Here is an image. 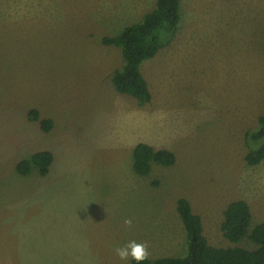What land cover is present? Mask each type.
Returning a JSON list of instances; mask_svg holds the SVG:
<instances>
[{
	"label": "rangeland",
	"instance_id": "374dc122",
	"mask_svg": "<svg viewBox=\"0 0 264 264\" xmlns=\"http://www.w3.org/2000/svg\"><path fill=\"white\" fill-rule=\"evenodd\" d=\"M155 1L0 0V264H132L114 252L132 240L151 259L184 255L179 197L209 244L256 248L220 226L235 199L251 207L249 230L264 219V159L244 160L264 114V0H180L171 42L141 64L151 99L139 104L113 88L121 51L100 37ZM139 142L175 163L136 173ZM45 149L46 175L16 170Z\"/></svg>",
	"mask_w": 264,
	"mask_h": 264
},
{
	"label": "trees",
	"instance_id": "16d2710c",
	"mask_svg": "<svg viewBox=\"0 0 264 264\" xmlns=\"http://www.w3.org/2000/svg\"><path fill=\"white\" fill-rule=\"evenodd\" d=\"M179 21L180 0H156L154 7L137 22L123 27L114 35L100 37L102 44L119 47L121 51L123 63L110 76V82L117 92L132 96L139 104L150 101L151 93L142 75L141 64L171 42ZM28 116L38 121L42 130L51 128L50 119L40 117L31 110ZM246 134L250 148L244 160L249 165L258 164L264 159V114L259 117L258 126ZM175 160L172 151L155 149L145 142L137 143L133 150V169L141 175L150 171L152 162L171 166ZM52 161L50 150H38L29 159L20 160L16 170L27 174L36 167L43 176L49 172ZM176 210L186 232V253L181 256L148 258L140 264H264V219L249 230L252 212L246 200L235 199L226 205L220 228L223 236L232 243L248 236L257 245L254 249L235 244L213 246L203 234L201 217L193 212L186 198L177 199ZM131 262L137 264L133 259Z\"/></svg>",
	"mask_w": 264,
	"mask_h": 264
},
{
	"label": "clouds",
	"instance_id": "9594fccd",
	"mask_svg": "<svg viewBox=\"0 0 264 264\" xmlns=\"http://www.w3.org/2000/svg\"><path fill=\"white\" fill-rule=\"evenodd\" d=\"M124 224L130 228L132 226L131 218L125 219ZM114 252L120 260L127 261L129 258H131L135 260L137 264L147 260L150 256L147 242L138 243L135 240L129 241L123 246L115 247Z\"/></svg>",
	"mask_w": 264,
	"mask_h": 264
},
{
	"label": "crops",
	"instance_id": "0c3cea01",
	"mask_svg": "<svg viewBox=\"0 0 264 264\" xmlns=\"http://www.w3.org/2000/svg\"><path fill=\"white\" fill-rule=\"evenodd\" d=\"M180 22V21H179ZM179 26V25H178ZM178 29V28H177ZM156 55V54H155Z\"/></svg>",
	"mask_w": 264,
	"mask_h": 264
}]
</instances>
